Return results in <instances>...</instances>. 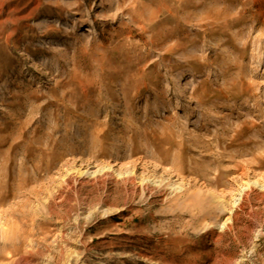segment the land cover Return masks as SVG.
<instances>
[{
  "label": "rangeland",
  "instance_id": "374dc122",
  "mask_svg": "<svg viewBox=\"0 0 264 264\" xmlns=\"http://www.w3.org/2000/svg\"><path fill=\"white\" fill-rule=\"evenodd\" d=\"M0 264H264V0H0Z\"/></svg>",
  "mask_w": 264,
  "mask_h": 264
}]
</instances>
